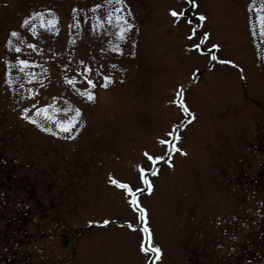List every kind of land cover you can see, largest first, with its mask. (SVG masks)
Masks as SVG:
<instances>
[{
  "label": "rangeland",
  "instance_id": "rangeland-1",
  "mask_svg": "<svg viewBox=\"0 0 264 264\" xmlns=\"http://www.w3.org/2000/svg\"><path fill=\"white\" fill-rule=\"evenodd\" d=\"M258 17L264 0H0V155L35 186L0 191V264H264Z\"/></svg>",
  "mask_w": 264,
  "mask_h": 264
},
{
  "label": "snow or ice",
  "instance_id": "snow-or-ice-1",
  "mask_svg": "<svg viewBox=\"0 0 264 264\" xmlns=\"http://www.w3.org/2000/svg\"><path fill=\"white\" fill-rule=\"evenodd\" d=\"M117 11H119V10H117ZM171 15H172L173 17H176V16L178 15V13H177L176 11H172V12H171ZM117 19L120 20L121 17L118 16ZM200 19L203 20L204 17L201 15V16H200ZM257 22L261 24L262 31H264V17H258V18H257ZM25 23H27V21H25ZM124 23H127V22L124 21ZM128 26L131 27L130 25H128ZM123 32H124V29L122 28V29H121V34H123ZM12 35L15 36V35H17V33H16V32H13ZM194 46L197 47V48H199V45H194ZM213 47L216 48V47H218V45H213ZM212 59L215 60L216 57L213 56ZM20 63H21V64H26L27 61H23V60H22V61H20ZM228 63H231V62L228 61ZM104 79H105V80H108V77H105ZM88 85H89L90 87H95V85L93 84V82H92L91 80H88ZM82 94L86 95L87 98H88L89 100H91V99L94 98V94L91 93V92H82ZM181 107L184 109L185 112L188 111L187 107H186L183 103H181ZM79 113H80V109H76V116H77V117L79 116ZM24 118H25V119H29L31 122L35 123V121H34V120H31V117H29V116H25ZM75 122H76L75 118H74L73 120H70V121H62V122L58 121L57 124H56V127L59 128L60 130H62L63 132H66V133H69V134H70L71 131H72V125H73ZM45 130H46V131H51V129H45ZM167 135H168V136H172L173 133L169 132ZM70 138H71V137H70ZM160 143H161V145H168V141H167V139H161V140H160ZM172 150H175V151H181L179 148H176L175 146H169L168 151H172ZM161 153H162V154H160V155H155V154H150V153H148L147 151H145L144 156L147 157V160L150 161L152 165H155L157 161L163 160V159L165 158V155L167 154L166 152H164L163 149L161 150ZM138 168H139V173H140V180H142L143 184H144L145 186H147L148 190H150V189H151V181H150L149 179H147L146 176H145V172H146L145 167H143V166H139V165H138ZM152 171L154 172V169H152ZM110 180H111V177H110ZM111 182H112L113 184H118V186H119L121 189H125V190H127V194H128L129 196L132 197V199L130 200V203H131L132 205L138 207V201H137V199L135 198V195H134L133 189H132L131 187H129V185H128L127 183H119V182L116 181V180H111ZM140 211H141V213H142V215H141V219L143 220V218H144V217H143V211H144V210L141 208ZM103 223H104V224H107L108 221L105 220V221H103ZM131 226H132V225H129V227H131ZM144 231H145V233L147 234L149 230H148L147 227H145ZM141 250L147 252V251H149V246H145V245L142 244V245H141ZM150 250H151L154 254H156V258H158V254H159V252H160V249H159L157 246H154V245H153V246H150Z\"/></svg>",
  "mask_w": 264,
  "mask_h": 264
},
{
  "label": "trees",
  "instance_id": "trees-1",
  "mask_svg": "<svg viewBox=\"0 0 264 264\" xmlns=\"http://www.w3.org/2000/svg\"><path fill=\"white\" fill-rule=\"evenodd\" d=\"M3 160L4 157L0 155V191L6 194L7 199L8 197L10 198L9 201L14 200L13 196L23 193L26 188H35V186L25 181L24 178L19 177L20 179H18L13 174V167L10 165V162L8 168Z\"/></svg>",
  "mask_w": 264,
  "mask_h": 264
}]
</instances>
